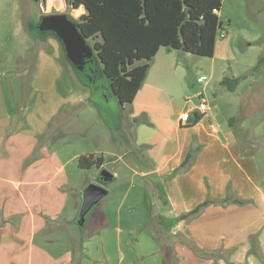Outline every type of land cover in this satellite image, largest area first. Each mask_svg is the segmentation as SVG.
I'll return each instance as SVG.
<instances>
[{
	"label": "rangeland",
	"instance_id": "1",
	"mask_svg": "<svg viewBox=\"0 0 264 264\" xmlns=\"http://www.w3.org/2000/svg\"><path fill=\"white\" fill-rule=\"evenodd\" d=\"M222 1L223 28L214 56L161 49L151 64L152 78L132 104L121 107L111 95L90 97L88 79L76 73L59 40L54 35H37L34 24L42 16L71 12L65 1L0 0V107L4 105L16 119L24 111L43 116L40 112H50L53 104L36 94L31 84L36 78L59 75L60 92L72 98L60 110L43 143L48 140L51 148L66 156L77 152L104 156L106 164L101 169L119 174L104 185L109 194L93 208L83 228L76 220L72 224L62 221L48 234L55 241L53 248L73 252L76 264L171 261L166 245L173 241L171 224L160 215L166 209L162 184L152 176L143 178L140 172L150 170L149 159L165 146L173 116L183 111L197 113L198 93L211 109L219 107L220 123L234 119L233 131L242 148L255 157L264 184V0ZM43 50L53 58L54 66L42 64ZM225 77L245 80L235 92H229L219 83ZM152 98V106L145 107ZM44 100L48 103L42 109ZM161 111L169 115H161ZM59 130L61 134L54 136ZM77 166L78 160L70 168L75 172ZM101 169L78 172L68 204L76 216L83 191L89 184L99 183Z\"/></svg>",
	"mask_w": 264,
	"mask_h": 264
},
{
	"label": "crops",
	"instance_id": "2",
	"mask_svg": "<svg viewBox=\"0 0 264 264\" xmlns=\"http://www.w3.org/2000/svg\"><path fill=\"white\" fill-rule=\"evenodd\" d=\"M85 14L83 7L69 13L76 21ZM40 59L54 66L44 50ZM152 70L151 65L144 86ZM60 79L59 75L36 78L31 84L36 94L50 102L44 100L42 109L43 103L53 104L48 113L40 110L43 116L24 111L16 119L4 105L0 107V264H76L73 252L53 248L55 241L48 235L52 226L77 219L68 204L82 170L77 166L74 172L70 167L86 155L66 156L51 148L48 140L43 143L72 98L60 92ZM154 101L150 99L145 107ZM184 113L173 116L165 146L149 159L150 170L140 172L143 178L154 177L164 190L166 209L160 215L171 224L173 237L166 242L168 264H264V184L255 157L242 148L233 118L228 124L219 122V107L210 108L197 124L188 126L180 123ZM164 114L169 115L161 111ZM194 150L198 152L192 166L178 171ZM227 197L239 203H222ZM208 199L217 202L181 220Z\"/></svg>",
	"mask_w": 264,
	"mask_h": 264
},
{
	"label": "trees",
	"instance_id": "3",
	"mask_svg": "<svg viewBox=\"0 0 264 264\" xmlns=\"http://www.w3.org/2000/svg\"><path fill=\"white\" fill-rule=\"evenodd\" d=\"M65 3L70 9L85 8L86 14L76 22L95 49L97 68L103 75L97 85L102 88L109 84L121 107L134 102L160 49L212 58L223 28L219 17L222 0H65ZM38 35L45 38L52 34ZM75 71L87 80V69ZM243 80L245 77H225L220 84L235 92ZM201 119L202 115L195 113L189 124H197ZM196 152L187 156L178 171L192 166ZM105 164L104 156L86 154L78 158L81 170H99ZM231 201L239 203L228 197L221 202ZM216 202L208 199L181 220Z\"/></svg>",
	"mask_w": 264,
	"mask_h": 264
},
{
	"label": "water",
	"instance_id": "4",
	"mask_svg": "<svg viewBox=\"0 0 264 264\" xmlns=\"http://www.w3.org/2000/svg\"><path fill=\"white\" fill-rule=\"evenodd\" d=\"M41 33H51L62 44L65 56L70 64L79 72H83L88 61L95 58V49L81 33L76 20L69 14L56 13L42 16L37 24ZM116 180L114 173L108 169L100 170L99 183H91L82 194V204L76 222L80 227L86 224V218L109 191L104 185Z\"/></svg>",
	"mask_w": 264,
	"mask_h": 264
},
{
	"label": "flooded vegetation",
	"instance_id": "5",
	"mask_svg": "<svg viewBox=\"0 0 264 264\" xmlns=\"http://www.w3.org/2000/svg\"><path fill=\"white\" fill-rule=\"evenodd\" d=\"M37 24H35L34 26L36 27L37 35L38 33L42 34L41 32L38 31ZM85 69H87L88 72V73L86 72V78L89 80L90 97H95V95H97L98 93L104 94L103 92H105L104 94L105 97H108L109 95L113 96V93L111 91L112 88L109 86V84H107L106 86H102V88L98 87L97 85L101 80V78L103 79V75L100 73L99 69L97 68L96 57L93 59V61H88V63L85 66Z\"/></svg>",
	"mask_w": 264,
	"mask_h": 264
},
{
	"label": "built area",
	"instance_id": "6",
	"mask_svg": "<svg viewBox=\"0 0 264 264\" xmlns=\"http://www.w3.org/2000/svg\"><path fill=\"white\" fill-rule=\"evenodd\" d=\"M225 34H226L225 31H223L222 34H221V37L224 38ZM196 98L199 99V101H200L199 105L197 106V113L201 114V115L207 114V112L210 110V107L208 106L207 99L201 93L197 94ZM190 118H191V114L190 113L182 114L181 118H180L181 126H188Z\"/></svg>",
	"mask_w": 264,
	"mask_h": 264
}]
</instances>
